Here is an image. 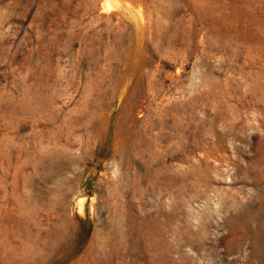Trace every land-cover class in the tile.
Instances as JSON below:
<instances>
[{
  "label": "rangeland",
  "instance_id": "374dc122",
  "mask_svg": "<svg viewBox=\"0 0 264 264\" xmlns=\"http://www.w3.org/2000/svg\"><path fill=\"white\" fill-rule=\"evenodd\" d=\"M106 1L0 0V264H264V0Z\"/></svg>",
  "mask_w": 264,
  "mask_h": 264
},
{
  "label": "bare ground",
  "instance_id": "6f19581e",
  "mask_svg": "<svg viewBox=\"0 0 264 264\" xmlns=\"http://www.w3.org/2000/svg\"><path fill=\"white\" fill-rule=\"evenodd\" d=\"M114 1H115V0H114ZM105 4H106V7H107V8H110V7L112 6V4H114V2H113V1H109V0H107ZM115 4H116V2H115ZM136 11H137V10H136ZM139 13H140V12H139ZM80 200H81V199H80ZM78 202H79V200H78ZM214 247H215V246H214ZM214 249H215V248H214ZM228 264H229V263H228Z\"/></svg>",
  "mask_w": 264,
  "mask_h": 264
}]
</instances>
